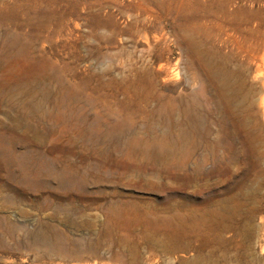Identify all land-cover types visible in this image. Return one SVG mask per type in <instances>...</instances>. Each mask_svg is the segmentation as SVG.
Returning <instances> with one entry per match:
<instances>
[{
	"label": "rangeland",
	"instance_id": "obj_1",
	"mask_svg": "<svg viewBox=\"0 0 264 264\" xmlns=\"http://www.w3.org/2000/svg\"><path fill=\"white\" fill-rule=\"evenodd\" d=\"M259 33L264 0H0V264H264V173L237 184L213 104L186 164L125 145L164 129L158 55L192 95L201 51L251 81L232 105L258 114L264 153V48L244 57ZM5 35L29 48L5 54Z\"/></svg>",
	"mask_w": 264,
	"mask_h": 264
},
{
	"label": "bare ground",
	"instance_id": "obj_2",
	"mask_svg": "<svg viewBox=\"0 0 264 264\" xmlns=\"http://www.w3.org/2000/svg\"><path fill=\"white\" fill-rule=\"evenodd\" d=\"M15 36L16 35H14V37L5 35L4 38H2L5 54L13 55L18 53V51H24L29 48L24 45H18L17 43L19 41ZM257 37L256 40H253L254 38L252 39V43L249 41V45L244 49V57L247 60L246 63H253V66L254 64L257 65L260 50L264 48V39L261 38L262 35L259 33ZM169 52L167 50L164 52V55L162 53L158 55L155 67L158 72L154 73L155 76L157 75V77H160L164 81L163 88L165 93L159 108V111L164 117V129L159 135L151 128H148L146 136L142 139H130L126 142L125 145L127 150H136L145 159L152 158L158 160L168 167L172 165L181 166L190 162L198 147L195 136L199 131L201 123L202 107L205 106L206 103H209L213 104V106L210 107V105L207 108L205 107V115L208 116V119L213 121L216 116L220 126L223 127L229 122L230 127L236 130V133L234 132L233 134L230 133L232 135H228L227 144L224 146L225 152L220 157V161L222 162L226 159L230 164L236 165L240 169L237 175V184L241 185L246 180L263 174L264 169L259 167V162L264 157V153H261L255 146L256 141L261 135L259 116L253 110L240 111V109L236 110L233 107V98L239 94L242 95V90L252 86L250 85L251 81L249 82V79L239 75L240 81L235 84L231 83L223 67L224 64L217 62L215 57V59L211 58V53H209L208 56L207 53L204 54V52L201 53L200 51L195 54L194 67L197 69L196 72L202 84L197 92L189 95L183 91L181 85L177 82V76L172 74L175 64L171 61ZM216 55H219V58L221 56V54H217V52ZM261 55H263V53ZM263 60L262 58L261 62L264 64ZM258 66L259 65H257V67ZM253 79L254 81H258L259 76L256 75ZM193 82H195V80ZM261 83H263V81ZM208 89L212 90L210 94L211 98L207 97ZM161 93L160 96L162 95ZM260 105L262 107L261 115L264 117L263 100ZM247 120H249L254 127L252 133L246 130V126L250 124ZM210 133V130H207L204 132V136L208 137ZM204 142H206V140ZM218 149L220 148L216 143L215 146H213L214 154L218 152ZM205 161L206 160H203L202 163L205 164ZM202 163L197 166L198 170H201L204 166ZM43 166H46V162H36L35 170L39 171ZM30 174H32V172L28 170L27 175L29 176ZM59 174L60 176L66 177L67 172L66 170H62ZM212 175H218V172L213 171ZM221 175L229 177L231 171L224 172Z\"/></svg>",
	"mask_w": 264,
	"mask_h": 264
}]
</instances>
